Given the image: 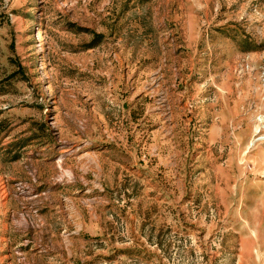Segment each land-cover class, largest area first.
<instances>
[{
  "label": "rangeland",
  "instance_id": "374dc122",
  "mask_svg": "<svg viewBox=\"0 0 264 264\" xmlns=\"http://www.w3.org/2000/svg\"><path fill=\"white\" fill-rule=\"evenodd\" d=\"M0 264H264V0H0Z\"/></svg>",
  "mask_w": 264,
  "mask_h": 264
},
{
  "label": "bare ground",
  "instance_id": "6f19581e",
  "mask_svg": "<svg viewBox=\"0 0 264 264\" xmlns=\"http://www.w3.org/2000/svg\"><path fill=\"white\" fill-rule=\"evenodd\" d=\"M37 37L40 38V30L37 33ZM78 150V149H77ZM80 150V149H79Z\"/></svg>",
  "mask_w": 264,
  "mask_h": 264
}]
</instances>
